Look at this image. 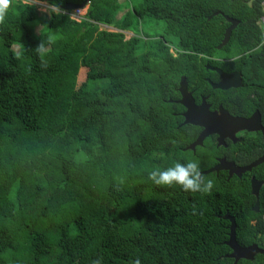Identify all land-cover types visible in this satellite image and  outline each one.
Here are the masks:
<instances>
[{"label": "trees", "instance_id": "trees-1", "mask_svg": "<svg viewBox=\"0 0 264 264\" xmlns=\"http://www.w3.org/2000/svg\"><path fill=\"white\" fill-rule=\"evenodd\" d=\"M40 2L60 14L12 0L0 24V264H264L261 253L228 257L224 217L239 245L264 249V184L258 211L250 185L264 181V163L240 177L203 174L210 194L148 179L177 162L204 171L263 152L228 151L213 136L187 148L200 128L182 123L174 99L181 76L206 93L204 65L233 58L242 86L220 101L258 109L264 126V0ZM225 17L239 22L217 49ZM50 35L42 61L35 49Z\"/></svg>", "mask_w": 264, "mask_h": 264}, {"label": "water", "instance_id": "water-1", "mask_svg": "<svg viewBox=\"0 0 264 264\" xmlns=\"http://www.w3.org/2000/svg\"><path fill=\"white\" fill-rule=\"evenodd\" d=\"M248 5L251 6L252 2L248 1ZM65 9H69V5L64 6ZM225 19L229 22V26L225 29L223 37L220 43L217 45V49H221L225 46L230 38L232 30L237 26L238 20L225 17ZM216 71L222 76V80L218 84L215 85L216 88L228 89L230 87H240L241 86V76L240 73H233L232 76H235V80L231 81V77L225 75L221 70L216 69ZM184 79V77H183ZM185 82V81H184ZM223 83V84H222ZM180 93L181 100L180 103L186 108L183 113L184 123H190L194 125H198L202 127V131L197 136V138L190 143L187 148L192 149L194 151L197 145H201L203 140L209 134H217L218 138L229 136L232 140L234 139V134L240 130H246L249 132L259 131L262 134V139L264 142V126L261 122L260 114L258 111H254V113L249 118H239L233 117L226 112L222 106H219L218 111L210 112L208 109V105L204 104L205 100L202 98V103L200 106H196L194 103L191 94L187 91L186 83L184 85H180ZM220 143H218L219 145ZM261 163H264V156L254 160L247 166H236L233 162L226 161L224 158L217 160V163L211 168L202 171L203 174L218 172L220 170L228 171V177L233 175L241 176L246 171H250L252 167H255ZM264 184L263 180H257L254 177L250 179L251 185V193L255 196L256 201L253 209L258 211L259 208V192ZM230 221L229 226V237L226 241V244L230 247L231 253L228 257L234 259V263L239 259H249L252 260L254 256L258 253L264 255V249L258 247L256 244H251L249 246H241L237 243L235 239V221L234 218L229 215H225Z\"/></svg>", "mask_w": 264, "mask_h": 264}, {"label": "flooded vegetation", "instance_id": "flooded-vegetation-1", "mask_svg": "<svg viewBox=\"0 0 264 264\" xmlns=\"http://www.w3.org/2000/svg\"><path fill=\"white\" fill-rule=\"evenodd\" d=\"M213 59H216V60L222 62L223 64H222L221 67L218 66V65H214L213 62L212 63L209 62V63H206L204 65V72L208 73V74L206 73V76H203V79H204L205 83L207 84V86H205V88H204V90L205 89L207 90L206 93L201 92V89H199L197 87H192V86L189 87L190 83L186 80V78L184 76L180 77V79L178 81V85H177L178 97L175 98L174 101L177 102L179 105H181L183 107V111L181 112V115L183 116V113L186 110V108L180 103V100H181V97H182L181 93H180V90H179L181 83H182V85H184L186 83L187 91L191 94V97L193 98L195 105L196 106H200V104L202 103V98H204V100H205L204 104L208 105V109H209V111L211 113L218 111L219 106H222V108L226 112H228V114L230 116L239 117V118H249L254 113V111H258L259 112L258 109H255L249 115H241L239 113L236 114L234 111H230L227 107L223 106L222 102L220 101L221 96L222 97H224V96L226 97V94H227L228 91H230L231 89L239 88V87H230L228 89L216 88L215 85L218 84L220 82V80L224 79V78H222V76H220V74L216 71V69H219L225 75L227 74V76H230L231 77V81L236 79L235 76H232V74L236 73V72H238V73H240V72L238 70L228 69L226 67V63L225 62L226 61H231L233 58H230V60H229V59H225V58L219 56V57H215ZM240 76H241V73H240ZM183 77H184V79H183ZM192 83L196 84L197 82H192ZM200 84H202V82H198L196 85H200ZM241 86H242V76H241ZM197 93H199V94L196 95ZM259 114H260V112H259ZM260 118H261V114H260ZM182 123L184 124V116H183ZM185 124H187V123H185ZM192 125H194V124H192ZM195 126H198V125H195ZM198 127L200 128L199 129V133H198V135H199L200 132L202 131V127H200V126H198ZM254 133H256V134H254ZM209 136H213L214 140L217 143V146H222V147H224V149H226L228 151H229V148H230V144L229 143L235 144L237 142H242V146H243L242 148L243 149L249 147L250 150L253 149L255 152L263 149V152L256 159L264 156V142H263V139H262V134L259 131L249 132V131H246V130H240V131H238V132H236L234 134V139L235 140H232L229 136L218 138V135L215 134V133L214 134H209L208 136L205 137V139L207 137H209ZM252 137L253 138L259 137L261 139L262 146H261V144L257 145L256 143H253V144L249 143V140L252 139ZM218 143H220V144L218 145ZM244 151H245V149H244ZM244 156H245V154L243 153L242 158ZM221 158H224L226 161L233 162L236 166H240V167L247 166L250 163H252L254 160H256V159H253L252 161H250L248 163H246V161H244L242 164H238L234 160H228L226 158V156H221V157L217 158V160H219ZM220 171H225L227 173V175H228V171H226V170H220Z\"/></svg>", "mask_w": 264, "mask_h": 264}, {"label": "clouds", "instance_id": "clouds-1", "mask_svg": "<svg viewBox=\"0 0 264 264\" xmlns=\"http://www.w3.org/2000/svg\"><path fill=\"white\" fill-rule=\"evenodd\" d=\"M24 3L29 7H33L40 3V0H24ZM11 6L12 0H0V24L4 23ZM46 10L49 13H53V11L58 10L56 11V14H60L61 12L57 6L47 7ZM52 42L53 37L50 35L36 47L35 52L41 57L42 61L43 57L48 52L46 44H50ZM41 66L47 67L46 62H42ZM148 179L156 185L169 187L179 185L186 192L191 191L210 194L214 186L211 179H205L201 171L200 164L195 160L188 161L187 163L177 162L173 166L163 170L157 167L149 173ZM92 264H101V262L100 260H94ZM130 264H141V261L137 258L134 261H131Z\"/></svg>", "mask_w": 264, "mask_h": 264}, {"label": "rangeland", "instance_id": "rangeland-1", "mask_svg": "<svg viewBox=\"0 0 264 264\" xmlns=\"http://www.w3.org/2000/svg\"><path fill=\"white\" fill-rule=\"evenodd\" d=\"M263 5H264V2H263ZM36 6H37V10L39 11V13L43 16V15H47V13H48V11L46 10L47 9V7H49L46 3H43V2H40V3H38V4H36ZM263 21H264V18L262 19ZM107 29L108 30H111L112 28L111 27H107ZM39 30V26H37L36 27V31H38ZM131 35V32H128V31H125V37L126 38H129V36ZM227 65H226V67L228 68V69H234V67H235V64H233V65H231V64H229V63H226ZM207 73V72H206ZM206 73H204L203 72V75L204 76H206ZM208 74V73H207ZM202 75V76H203ZM193 87L194 86V84L193 83H191L190 85H189V87ZM206 91V89L204 90V92Z\"/></svg>", "mask_w": 264, "mask_h": 264}, {"label": "bare ground", "instance_id": "bare-ground-1", "mask_svg": "<svg viewBox=\"0 0 264 264\" xmlns=\"http://www.w3.org/2000/svg\"><path fill=\"white\" fill-rule=\"evenodd\" d=\"M85 6V5H84ZM84 6L82 7H79L77 9H74L73 12H72V16L75 17V18H79L80 16L84 15L87 8H83Z\"/></svg>", "mask_w": 264, "mask_h": 264}, {"label": "crops", "instance_id": "crops-1", "mask_svg": "<svg viewBox=\"0 0 264 264\" xmlns=\"http://www.w3.org/2000/svg\"><path fill=\"white\" fill-rule=\"evenodd\" d=\"M112 28V27H111ZM111 30H114L113 28Z\"/></svg>", "mask_w": 264, "mask_h": 264}]
</instances>
